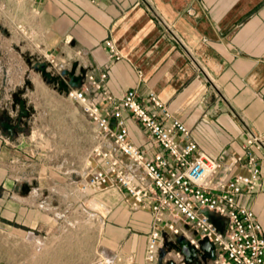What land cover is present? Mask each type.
Wrapping results in <instances>:
<instances>
[{
	"label": "crops",
	"instance_id": "1",
	"mask_svg": "<svg viewBox=\"0 0 264 264\" xmlns=\"http://www.w3.org/2000/svg\"><path fill=\"white\" fill-rule=\"evenodd\" d=\"M32 6L0 0V25L6 28L0 31V219L13 231L30 233L31 247L40 240L41 253L32 250L27 261L81 263L79 240L51 241L47 231L58 222L44 218L46 193L56 186L45 183L43 173L32 178L27 171L24 133L40 115L34 99L47 93L40 77L28 74L39 59L54 75L77 63L76 75L86 70L83 83L88 75L106 73L102 90L92 94L95 101L104 91L121 99L135 90L147 104L151 94L158 95L170 119L186 123L199 150L210 158L225 155V166L245 151L253 133L264 137V0H47L36 11ZM19 23L28 27L30 39L19 32ZM108 41L120 52L118 60ZM45 55L55 57L54 63ZM11 69L23 76H6ZM61 79L68 82V76ZM26 85L33 87L23 92ZM21 91L24 107L13 99ZM124 118L132 143L148 158L164 152L128 112ZM260 155L261 185L245 204L264 226ZM104 190L117 195L116 213L103 221L106 253L145 264L151 210L133 207L117 187Z\"/></svg>",
	"mask_w": 264,
	"mask_h": 264
},
{
	"label": "built area",
	"instance_id": "2",
	"mask_svg": "<svg viewBox=\"0 0 264 264\" xmlns=\"http://www.w3.org/2000/svg\"><path fill=\"white\" fill-rule=\"evenodd\" d=\"M27 1L36 11L37 5L47 0H16V4ZM16 27L30 39L24 23ZM106 46L113 58L121 57L111 41ZM45 59L50 64L55 61L50 55ZM105 78L106 73L88 75L80 88H71L66 95L96 126L102 141L95 150L97 166L87 173L82 191L117 187L133 207L151 210L153 224L146 235L145 264H159L168 236H183L199 250L200 241L207 238L215 256L206 261L199 257L201 264H264V226L245 204L248 195L261 185L264 137L253 133L245 151L232 155L225 166L221 163L225 155L210 158L199 150L186 123L170 119V110L158 95L151 94L147 104L135 90L127 91L121 99L104 91L101 100L95 101L92 94L102 90ZM125 112L143 126L163 153L148 158L132 143ZM169 262L186 264L174 248L166 250L162 259V264ZM105 264H135V260L130 255Z\"/></svg>",
	"mask_w": 264,
	"mask_h": 264
},
{
	"label": "rangeland",
	"instance_id": "3",
	"mask_svg": "<svg viewBox=\"0 0 264 264\" xmlns=\"http://www.w3.org/2000/svg\"><path fill=\"white\" fill-rule=\"evenodd\" d=\"M5 29L0 25V31ZM38 62L47 63L40 59ZM28 67V74L39 76L44 91H47L34 99L40 115L32 119L28 125L31 127L24 133L29 176L34 178L43 173L45 183L56 186L46 193L44 218L58 222L47 231L52 232L51 241H60L61 237L66 241L79 240L80 264H105L113 258L104 249L103 221L112 219L116 213L112 205L117 195L104 189L82 191L87 173L98 163L95 150L102 145L98 129L77 104L59 94V85L47 83L41 70L33 65ZM4 74L23 76L20 70L12 69ZM31 87L33 85L24 86L23 92ZM30 236L25 231H13L10 223L0 219V264H49L46 260H26L32 250L41 253L40 240L31 247ZM178 237L168 236L165 243L175 242ZM68 246L72 243L66 244ZM165 250L170 249L165 247ZM67 261L73 263V260Z\"/></svg>",
	"mask_w": 264,
	"mask_h": 264
},
{
	"label": "water",
	"instance_id": "4",
	"mask_svg": "<svg viewBox=\"0 0 264 264\" xmlns=\"http://www.w3.org/2000/svg\"><path fill=\"white\" fill-rule=\"evenodd\" d=\"M78 64H74L72 66L71 70L64 71L61 75H54L53 72L49 71L48 64L43 62H38L35 69H39L42 71V74L44 78L46 79L47 83H54L56 85H59L60 89H64L65 93L70 90L71 88H80L81 84H83L82 80L84 79L86 75V70L81 69L80 74L76 75ZM61 76L67 77L68 76V82L66 83L61 79ZM23 92H19L13 95V99L15 103H19L21 107H24L26 105V101L22 100L19 95ZM111 124L114 125V120H111ZM28 190V187H27ZM210 216H214V214L210 213ZM195 236H198L196 232L193 233ZM165 247H168L169 249L174 248L175 250L179 251L183 256L186 264H201L198 260V258H202L204 261L207 259H213L215 256V248L213 247V244L207 239H202L199 243V249H196L188 239H185L183 236H179L177 240L170 244H165L164 248H162V252L159 258V264H162V259L164 257V254L166 252ZM167 264H173L172 262H169Z\"/></svg>",
	"mask_w": 264,
	"mask_h": 264
},
{
	"label": "flooded vegetation",
	"instance_id": "5",
	"mask_svg": "<svg viewBox=\"0 0 264 264\" xmlns=\"http://www.w3.org/2000/svg\"><path fill=\"white\" fill-rule=\"evenodd\" d=\"M173 243V242H172ZM172 243L170 245H172Z\"/></svg>",
	"mask_w": 264,
	"mask_h": 264
}]
</instances>
